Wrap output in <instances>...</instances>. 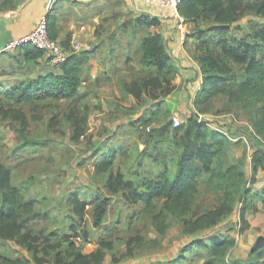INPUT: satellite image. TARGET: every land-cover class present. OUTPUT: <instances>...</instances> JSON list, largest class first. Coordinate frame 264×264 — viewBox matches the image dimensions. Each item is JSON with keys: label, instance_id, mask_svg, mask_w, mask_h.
<instances>
[{"label": "rangeland", "instance_id": "1", "mask_svg": "<svg viewBox=\"0 0 264 264\" xmlns=\"http://www.w3.org/2000/svg\"><path fill=\"white\" fill-rule=\"evenodd\" d=\"M1 2L0 7L5 4ZM117 3L116 12L105 10L95 15L94 24L97 35L110 40L116 65L124 67L122 73H117L122 74L118 80V85L122 86L119 99L98 92L91 94L92 91L82 88L79 94L85 97L73 101L47 100L12 108L4 101V90L46 76L49 68L57 72L60 69L47 68L42 60L37 66H31L16 63L17 55L0 57V113L10 108L20 109L28 125L22 131L19 122L0 118V164L9 169L11 185L21 191L25 200L35 203L27 213L31 217L29 229L40 235L66 229L72 220L69 199L77 194L88 206L86 223L91 239L81 250L84 254L101 250L103 260L99 264H173L177 260L178 264H204L208 252L193 245L198 241L209 243V235L226 237L234 243L222 264H245L256 237H264V171L258 173L255 185L248 183L251 156L258 144L264 147L262 137L253 127L259 119L254 109L262 107L264 100L246 107L219 96L206 106L194 107L195 120L209 121L212 128L225 127L230 141L225 153L213 160V175L202 174L198 178L191 198L190 212L196 214L224 201L232 204V213L209 232L185 235L180 228L183 217L166 211L162 201H156L150 208L131 206L124 201L122 192L111 193L106 187L107 174L100 171V166L108 155L114 156L113 173L120 172L126 180L139 184L147 178L173 180L182 153V148L176 144L178 138L175 139L173 133L161 132L178 116L173 111L174 106L156 103L149 104L145 110L144 106L153 99L145 97L143 105L139 106L125 90L132 82L153 74L154 69L142 63L140 54V39L149 30L139 23L145 18L122 9L121 1ZM82 13L80 15L88 16L94 12L85 9ZM254 19L243 24L237 22V26H232V34L245 37L251 33L250 27L264 25V20ZM107 96L113 100L114 110L103 113L99 103ZM74 108L79 118L87 115L84 136L77 141L72 140L73 127L66 119ZM96 153L99 157L95 158ZM233 165L244 173L245 183L241 189L236 188L237 179L230 181L224 177ZM246 190L250 192L247 205L251 208L246 214L243 232L239 211ZM103 198H109V206L103 223L95 229L92 216L97 201ZM34 214L39 217L32 218ZM137 237L140 241H132ZM102 241L111 243L112 248L102 249L99 245ZM0 253L19 255L26 258L28 264H34L26 250L11 241L0 242Z\"/></svg>", "mask_w": 264, "mask_h": 264}, {"label": "trees", "instance_id": "2", "mask_svg": "<svg viewBox=\"0 0 264 264\" xmlns=\"http://www.w3.org/2000/svg\"><path fill=\"white\" fill-rule=\"evenodd\" d=\"M11 0H5L9 4ZM178 11L194 27L195 61L199 65L202 76V87L196 95L195 108L208 105L219 96L226 97L233 104L252 107L257 101L264 100V25L259 28L250 27L251 33L245 37H235L232 26L247 16L264 20V0H182ZM139 23L149 30L140 41L142 63L153 68V74L134 81L126 87L137 105H143L144 98L153 100L165 98L175 90L173 80L176 71L168 57L163 38L157 32L159 20L143 16ZM138 22V21H137ZM50 38L55 40L54 23H47ZM203 25V29H200ZM68 51V45L62 46ZM16 63L24 62L37 66L43 53L24 45L16 53ZM90 58V53L70 52L67 60L59 67L60 74H48L30 83L14 89L3 91L4 101L12 108H19L27 103H40L47 100L73 101L85 97L79 94L80 71ZM238 69V72L235 70ZM87 111V107L83 108ZM78 110L72 109L66 119L73 127L72 140L77 141L84 136L83 128L87 123V115L78 117ZM259 117L254 122V129L264 142V104L254 109ZM0 118L12 119L21 125V130L28 127L20 109H7L0 113ZM186 120V121H185ZM185 124L173 129L166 125L162 133H173L182 153L178 159L177 173L173 180L142 179L139 184L126 180L120 172L113 173L114 156H106L100 171L107 174L106 187L111 193L122 192L124 201L131 205L150 208L156 201H162L166 211L183 217L180 228L185 235L209 232L218 226L232 211L228 201L219 203L204 213H191L190 203L198 178L202 174H212V162L222 156L230 141L222 133L210 129L205 123L193 117L186 118ZM251 156L250 178L253 186L257 182V174L264 171V147L257 145ZM97 154V153H96ZM95 156V154L93 155ZM99 157V154L95 156ZM230 181L237 179V189L245 183L244 173L238 166H231L224 174ZM235 189V187H234ZM250 192H244L243 205L239 211L242 231L246 229V214L251 207L247 205ZM70 222L66 229L54 230L47 235L34 233L29 229L31 217L27 215L34 207V201L25 200L21 191L11 185L9 169L0 164V242H14L26 250L34 264H99L103 260L101 250L84 254L81 250L85 243L91 242L86 223L87 203L77 195L70 199ZM109 206V198L99 199L92 216V228H99L103 223ZM190 215V216H188ZM34 214L32 218H38ZM242 234V232H241ZM209 243L195 242L193 246L205 249L208 258L204 264H222L234 243L226 237H207ZM140 241L137 237L132 241ZM131 243H129L130 245ZM102 249L110 250L111 243L99 242ZM12 253V252H11ZM26 258L19 255L0 253V264H28ZM178 260L173 264H178ZM180 263V262H179ZM245 264H264V237H259L246 256Z\"/></svg>", "mask_w": 264, "mask_h": 264}, {"label": "crops", "instance_id": "3", "mask_svg": "<svg viewBox=\"0 0 264 264\" xmlns=\"http://www.w3.org/2000/svg\"><path fill=\"white\" fill-rule=\"evenodd\" d=\"M4 1L2 0L1 3H4ZM118 1L122 2L120 3L122 9L128 13H134L138 16L143 13L141 0H11L9 4H2V7H0V52L7 43L21 39L31 33L35 29L40 16L46 14L47 23H54L57 35L55 40L62 46L68 45V51L65 49L68 55L70 52L87 51L90 53L89 61L82 66L80 71L81 83L79 90L81 91L84 88L87 91H92L91 94L98 92L119 99L122 94V86L118 85V80L122 74L119 76L117 73H122L124 67L116 65V61L111 55L113 47L109 43L110 40L107 37L103 38V36L97 35L96 23L94 24L95 15L105 10L110 13L112 11L116 12ZM49 2H53V5L48 10L46 5ZM85 9L94 13H89L88 16L80 15ZM157 14L159 17L156 16ZM150 15V17L160 22L157 32L163 38L166 53L176 71V76L172 82L175 87L174 92L165 98L147 103L144 109L147 110L149 104L171 103L174 106V113L178 114V117L183 120L191 111H194L193 101L202 87V76L197 69V61L194 62L195 37L189 39L183 50L174 35L172 21L167 10L154 11ZM251 18H255L254 21L262 20L247 16L245 19H241L239 24L246 23ZM233 26H237V23ZM5 55L13 56L15 53H3L0 54V57ZM41 60L47 64V68L50 67L44 55ZM189 60H192L193 64L189 63ZM45 73L60 74L61 72L49 68ZM87 93L85 94L87 95ZM108 96L99 103L103 113L114 110L113 100ZM258 237L262 236H257L254 243L259 239Z\"/></svg>", "mask_w": 264, "mask_h": 264}, {"label": "built area", "instance_id": "4", "mask_svg": "<svg viewBox=\"0 0 264 264\" xmlns=\"http://www.w3.org/2000/svg\"><path fill=\"white\" fill-rule=\"evenodd\" d=\"M182 0H141L143 4V16H151L150 14L154 11L167 10L169 13V18L172 21V27L174 35L178 41L181 49H185L189 39L194 38V27L189 23V21L179 13L178 6ZM53 2H49L46 8L49 10ZM156 16L159 17L157 14ZM31 45L32 47L40 50L47 63L51 68L59 69V67L67 60L68 54L62 45L50 38L48 25H47V15L42 14L38 20L35 29L29 33L27 36L11 41L5 45L1 50L0 54H14L24 45ZM193 60V59H192ZM188 62L193 64V61ZM196 63V61H194ZM197 64V69L199 71V65ZM200 73V71H199ZM195 111H191L186 118L192 117ZM198 122L205 123L210 129L219 131L224 136H227V129L225 127L212 128V124L209 121L198 120ZM172 128H178L183 124V120L175 116L171 120Z\"/></svg>", "mask_w": 264, "mask_h": 264}]
</instances>
